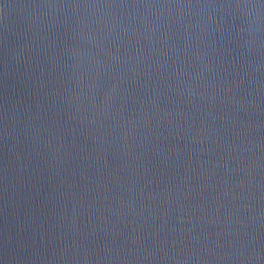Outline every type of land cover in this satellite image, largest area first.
Listing matches in <instances>:
<instances>
[{"label":"water","instance_id":"95a60500","mask_svg":"<svg viewBox=\"0 0 264 264\" xmlns=\"http://www.w3.org/2000/svg\"><path fill=\"white\" fill-rule=\"evenodd\" d=\"M0 264H264V0H0Z\"/></svg>","mask_w":264,"mask_h":264}]
</instances>
